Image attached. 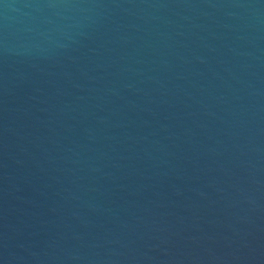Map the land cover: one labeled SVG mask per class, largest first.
<instances>
[{"label":"water","instance_id":"1","mask_svg":"<svg viewBox=\"0 0 264 264\" xmlns=\"http://www.w3.org/2000/svg\"><path fill=\"white\" fill-rule=\"evenodd\" d=\"M0 264H264V0H0Z\"/></svg>","mask_w":264,"mask_h":264}]
</instances>
